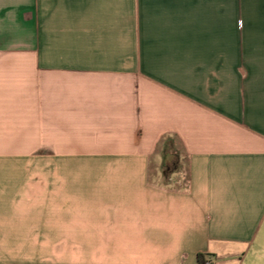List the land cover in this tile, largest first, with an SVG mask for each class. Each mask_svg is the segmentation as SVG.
<instances>
[{
	"label": "crops",
	"instance_id": "1",
	"mask_svg": "<svg viewBox=\"0 0 264 264\" xmlns=\"http://www.w3.org/2000/svg\"><path fill=\"white\" fill-rule=\"evenodd\" d=\"M199 254L264 264V0H0V264Z\"/></svg>",
	"mask_w": 264,
	"mask_h": 264
},
{
	"label": "trees",
	"instance_id": "2",
	"mask_svg": "<svg viewBox=\"0 0 264 264\" xmlns=\"http://www.w3.org/2000/svg\"><path fill=\"white\" fill-rule=\"evenodd\" d=\"M157 152L162 157V169L165 177H171L174 173L184 170L185 149L178 138L165 136L159 142ZM205 255L199 254V263L203 264Z\"/></svg>",
	"mask_w": 264,
	"mask_h": 264
},
{
	"label": "built area",
	"instance_id": "3",
	"mask_svg": "<svg viewBox=\"0 0 264 264\" xmlns=\"http://www.w3.org/2000/svg\"><path fill=\"white\" fill-rule=\"evenodd\" d=\"M203 264H214L213 260L211 258H205V261Z\"/></svg>",
	"mask_w": 264,
	"mask_h": 264
}]
</instances>
